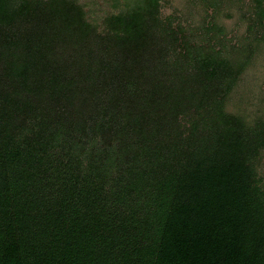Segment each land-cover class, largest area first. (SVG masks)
Listing matches in <instances>:
<instances>
[{"label": "trees", "instance_id": "obj_1", "mask_svg": "<svg viewBox=\"0 0 264 264\" xmlns=\"http://www.w3.org/2000/svg\"><path fill=\"white\" fill-rule=\"evenodd\" d=\"M124 5L0 0V264H264L241 68Z\"/></svg>", "mask_w": 264, "mask_h": 264}, {"label": "rangeland", "instance_id": "obj_2", "mask_svg": "<svg viewBox=\"0 0 264 264\" xmlns=\"http://www.w3.org/2000/svg\"><path fill=\"white\" fill-rule=\"evenodd\" d=\"M73 1L83 6L87 20L100 33L107 30V18L125 7L124 0ZM259 1L160 0L159 5L161 16L171 18L184 42L205 53L216 47L241 68L226 109L250 126L264 124V0L263 7ZM256 170L264 189V148L256 159Z\"/></svg>", "mask_w": 264, "mask_h": 264}]
</instances>
